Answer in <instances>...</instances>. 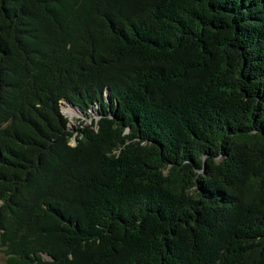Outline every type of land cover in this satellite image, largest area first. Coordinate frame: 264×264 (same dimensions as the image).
I'll list each match as a JSON object with an SVG mask.
<instances>
[{"label":"trees","instance_id":"trees-1","mask_svg":"<svg viewBox=\"0 0 264 264\" xmlns=\"http://www.w3.org/2000/svg\"><path fill=\"white\" fill-rule=\"evenodd\" d=\"M0 247L264 264V0H0Z\"/></svg>","mask_w":264,"mask_h":264},{"label":"rangeland","instance_id":"rangeland-1","mask_svg":"<svg viewBox=\"0 0 264 264\" xmlns=\"http://www.w3.org/2000/svg\"><path fill=\"white\" fill-rule=\"evenodd\" d=\"M62 112L68 116L70 120V126L75 127L82 124H91L93 122V117L90 115L83 114L80 110H77L71 105L64 104L62 106ZM76 141H72L75 144ZM6 256L0 247V264H5Z\"/></svg>","mask_w":264,"mask_h":264},{"label":"built area","instance_id":"built-area-1","mask_svg":"<svg viewBox=\"0 0 264 264\" xmlns=\"http://www.w3.org/2000/svg\"><path fill=\"white\" fill-rule=\"evenodd\" d=\"M73 141H76L75 139H73ZM77 142V141H76ZM76 142H75V144H76Z\"/></svg>","mask_w":264,"mask_h":264}]
</instances>
